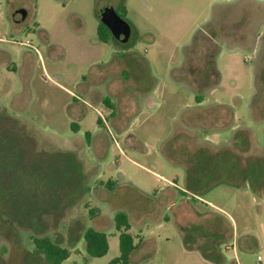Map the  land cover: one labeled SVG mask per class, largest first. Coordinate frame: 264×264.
Returning a JSON list of instances; mask_svg holds the SVG:
<instances>
[{
  "label": "rangeland",
  "instance_id": "374dc122",
  "mask_svg": "<svg viewBox=\"0 0 264 264\" xmlns=\"http://www.w3.org/2000/svg\"><path fill=\"white\" fill-rule=\"evenodd\" d=\"M105 7L128 41L100 40ZM236 136L264 156V0H0V264H47L36 236L71 250L61 264H110L118 210L131 264H264L263 188L219 181L210 206L173 185Z\"/></svg>",
  "mask_w": 264,
  "mask_h": 264
},
{
  "label": "crops",
  "instance_id": "0c3cea01",
  "mask_svg": "<svg viewBox=\"0 0 264 264\" xmlns=\"http://www.w3.org/2000/svg\"><path fill=\"white\" fill-rule=\"evenodd\" d=\"M203 101L200 97L199 104L202 105ZM240 141V136L232 139V151L230 152H209L201 146L194 150L190 148L192 151L184 161L185 185L173 183L174 187L189 198L210 206L213 205L212 201L205 198L201 192L209 187H214L219 181L226 182V188H231L236 192L244 188H252L254 191L264 189V156L251 153L249 147L246 150H241ZM158 175L166 179L163 174ZM170 196L168 195L166 202L173 206L174 203L169 200ZM216 207L219 210L223 209L219 206ZM247 234L248 237L243 246L250 249L255 244L254 236H250V233ZM235 253L237 255L238 251Z\"/></svg>",
  "mask_w": 264,
  "mask_h": 264
},
{
  "label": "trees",
  "instance_id": "16d2710c",
  "mask_svg": "<svg viewBox=\"0 0 264 264\" xmlns=\"http://www.w3.org/2000/svg\"><path fill=\"white\" fill-rule=\"evenodd\" d=\"M126 12V9L124 8ZM98 35L101 41L109 42L113 35L109 28L100 20L98 25ZM112 106V103L108 101ZM75 129H77L75 127ZM88 138L90 133H87ZM115 227L119 231L120 254L114 257L110 264H131L130 255L138 246L135 243L134 236L129 232L131 223L129 215L124 210H118L115 213ZM84 246L90 256H103L109 250L108 235L105 231L99 230L93 226H88L83 233ZM35 250L43 254L47 264H61L70 256V249L55 242L49 236H36L33 238Z\"/></svg>",
  "mask_w": 264,
  "mask_h": 264
},
{
  "label": "water",
  "instance_id": "95a60500",
  "mask_svg": "<svg viewBox=\"0 0 264 264\" xmlns=\"http://www.w3.org/2000/svg\"><path fill=\"white\" fill-rule=\"evenodd\" d=\"M25 15V9H19ZM101 21L109 28L115 38L122 42L128 41L131 34V25L114 7H105L100 13Z\"/></svg>",
  "mask_w": 264,
  "mask_h": 264
},
{
  "label": "built area",
  "instance_id": "2783aa9c",
  "mask_svg": "<svg viewBox=\"0 0 264 264\" xmlns=\"http://www.w3.org/2000/svg\"><path fill=\"white\" fill-rule=\"evenodd\" d=\"M255 264H263V257L262 255H258L256 260H255Z\"/></svg>",
  "mask_w": 264,
  "mask_h": 264
},
{
  "label": "flooded vegetation",
  "instance_id": "af4514ba",
  "mask_svg": "<svg viewBox=\"0 0 264 264\" xmlns=\"http://www.w3.org/2000/svg\"><path fill=\"white\" fill-rule=\"evenodd\" d=\"M18 12H19V10H18ZM19 13H21V12H19ZM22 14V13H21ZM101 20V19H100ZM113 35V34H112ZM113 38H115L114 36H113Z\"/></svg>",
  "mask_w": 264,
  "mask_h": 264
}]
</instances>
